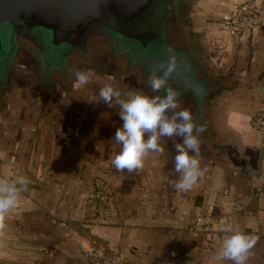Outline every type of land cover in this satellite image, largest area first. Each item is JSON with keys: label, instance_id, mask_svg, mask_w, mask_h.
Wrapping results in <instances>:
<instances>
[{"label": "crops", "instance_id": "crops-1", "mask_svg": "<svg viewBox=\"0 0 264 264\" xmlns=\"http://www.w3.org/2000/svg\"><path fill=\"white\" fill-rule=\"evenodd\" d=\"M242 1L253 0H182L179 102L205 128L208 169L186 192L173 187L179 138H165L164 153L132 174L112 164L118 109L93 100L96 85L77 89L75 73L91 69L122 90L156 95L136 76L114 75L110 62L120 56L51 68L43 78L32 53H21L0 85V176L23 175L29 184L0 233V264H99L87 257L90 248L118 249L129 264H210L226 222L255 236L264 230V137L251 126L264 111V27L229 37L225 18ZM67 126L79 136L63 138ZM97 176L117 200L107 220L94 216ZM197 216L215 223L191 234Z\"/></svg>", "mask_w": 264, "mask_h": 264}, {"label": "clouds", "instance_id": "clouds-1", "mask_svg": "<svg viewBox=\"0 0 264 264\" xmlns=\"http://www.w3.org/2000/svg\"><path fill=\"white\" fill-rule=\"evenodd\" d=\"M166 62L158 63L149 74L151 95L142 90H122L115 86L113 77H97L91 70L76 71L77 89L96 85L98 92L93 95L109 108L118 109L122 124L116 128L112 139L120 145L112 160L117 172L132 174L142 169L150 154H163V140L179 138L175 143L174 170L178 179L173 183L175 190L186 192L193 188L208 171L202 166L200 153V135L205 131L203 125H197L190 109L182 107L180 93L169 86L168 81L177 67L175 54L167 49ZM29 180L23 175L0 176V233L7 225L6 219L19 204L22 193L27 191ZM225 234L210 264H247L258 237L247 233L239 226L225 223Z\"/></svg>", "mask_w": 264, "mask_h": 264}, {"label": "water", "instance_id": "water-1", "mask_svg": "<svg viewBox=\"0 0 264 264\" xmlns=\"http://www.w3.org/2000/svg\"><path fill=\"white\" fill-rule=\"evenodd\" d=\"M170 12L169 0H0L2 80L18 40L48 52L49 69L62 66L60 57L104 38L119 54L137 48L157 53Z\"/></svg>", "mask_w": 264, "mask_h": 264}, {"label": "built area", "instance_id": "built-area-1", "mask_svg": "<svg viewBox=\"0 0 264 264\" xmlns=\"http://www.w3.org/2000/svg\"><path fill=\"white\" fill-rule=\"evenodd\" d=\"M225 26L229 37L242 39L250 32L264 27V0L242 1L225 18ZM252 128L264 137V111H257L251 118ZM62 137L68 140L79 136L78 130L73 126H67L62 132ZM94 202V216L107 220L116 215L117 200L111 192L103 177L97 176L92 182L90 195ZM215 223L210 216H197L187 231L191 234H200ZM86 255L95 259L99 264H129L118 249L108 251L98 248H90Z\"/></svg>", "mask_w": 264, "mask_h": 264}, {"label": "rangeland", "instance_id": "rangeland-1", "mask_svg": "<svg viewBox=\"0 0 264 264\" xmlns=\"http://www.w3.org/2000/svg\"><path fill=\"white\" fill-rule=\"evenodd\" d=\"M181 22L186 24V21L182 18H181ZM181 22L179 18L177 19L175 17V19H173L172 24L174 28H172V30L170 31L168 30L167 32H165L164 39L158 43L157 51H156L157 53L142 51L139 50L138 48L131 49V52L129 51V49H126L124 51L126 53L125 54L126 57L125 56L122 57V55L120 54L119 58H116L115 61L112 60L110 63H112L111 67L114 68V71H112L114 72V75L119 79H122L124 76L126 79H128L129 76L133 75L136 76V78L139 81L146 83L150 87V83L148 79L149 74L153 69L156 68L158 63L166 62L168 57L167 49H171L172 53L175 54L176 56L177 67L172 77L169 79L171 80V83L168 84L169 86H171L172 88L178 91V89L182 86L181 85L182 78L180 75L181 67L179 64L181 63L184 54L180 53V51H182V48L180 47L181 45L175 41V34L176 32H178V30L180 32V29H182ZM34 50H35V54H37L39 56L38 58L40 59V68L43 78H50L53 71H51L47 67V64H49V62L47 61L48 52L44 54V52H40L35 48ZM106 51H108L106 50V48H98V50H95L93 52L90 64L92 65V63H95V61L100 62L99 60L107 61L109 59V55H108L109 51L108 52ZM118 54L119 53H117L116 51H113L111 56L112 58H114V56H117ZM60 61H63L61 57H60ZM4 73L5 70L0 69V85L3 82L2 79ZM178 92L182 93V91H178ZM163 94H164L163 89L161 90V92L156 93V95H163ZM257 237H258L257 243L255 247L252 249L251 256L250 259L247 261V264H264V230L261 233H259ZM224 264H232V262L225 261Z\"/></svg>", "mask_w": 264, "mask_h": 264}, {"label": "flooded vegetation", "instance_id": "flooded-vegetation-1", "mask_svg": "<svg viewBox=\"0 0 264 264\" xmlns=\"http://www.w3.org/2000/svg\"><path fill=\"white\" fill-rule=\"evenodd\" d=\"M169 4H170L171 12L169 14L168 20L164 23V36H165V32H167L168 30L170 31L172 30V28H174L172 22H173V19H175V17L177 19L179 18L181 22L182 14L184 11L182 0H169ZM178 32H176L175 34V41L181 45L183 44V41H182L183 39L180 37V34H179L180 32L179 33ZM98 48H106V50L109 51L108 55H111L113 52L112 42L109 41L107 38L94 40L91 43L87 44L83 49H78L77 51L71 52L68 57L64 58L62 61V66L59 68V70L64 71L66 66L70 64L73 67L77 64H82V65L88 64L89 62H91L93 52L95 50H98ZM23 51L32 53L34 60L40 63V59L38 58V55L35 54L34 48L28 43L18 40L16 44V54H15L12 64L17 63L19 61L21 57V53ZM125 54L126 53L121 54L122 57L125 56ZM118 56H120V54H118Z\"/></svg>", "mask_w": 264, "mask_h": 264}]
</instances>
